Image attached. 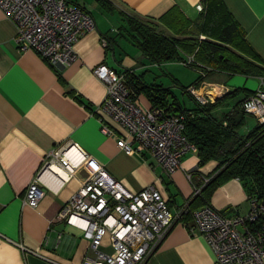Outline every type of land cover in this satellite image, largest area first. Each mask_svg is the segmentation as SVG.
I'll use <instances>...</instances> for the list:
<instances>
[{
  "label": "crops",
  "instance_id": "0c3cea01",
  "mask_svg": "<svg viewBox=\"0 0 264 264\" xmlns=\"http://www.w3.org/2000/svg\"><path fill=\"white\" fill-rule=\"evenodd\" d=\"M69 1L93 16L96 29L81 36L75 44L76 59L59 70L36 51L20 49L17 26L0 7V264H82L90 252V240L81 228L58 220L57 215L88 177L101 168L133 192L156 185L173 213L190 204L145 264H216L207 238L193 234L188 227L194 223L193 211L204 206L200 197H193L195 184L206 183L217 161L201 166L197 153L189 152L183 157L182 168L167 174L149 153H126L117 145L118 134L105 135L101 130L97 109L106 87L93 72L98 65L106 64L138 76L140 67L147 68L146 60L162 65L152 63L135 42L131 18L150 19L174 34L158 20L166 15L173 18L174 11L197 20L201 15L197 5L202 0ZM224 1L245 30L258 63L264 65V0ZM261 81L260 76L217 71L205 78L201 89L207 93L214 86L226 88L211 102L235 90L238 92L232 95L241 97V101ZM139 99L144 107H152L146 95L139 93ZM179 101L189 108L196 106L186 99ZM68 142L77 143L88 158L62 185L47 178L51 186L44 185L39 205H26L28 187L44 166L46 155ZM248 195L242 180L230 178L212 192L209 201L226 216L234 217L250 210Z\"/></svg>",
  "mask_w": 264,
  "mask_h": 264
},
{
  "label": "built area",
  "instance_id": "2783aa9c",
  "mask_svg": "<svg viewBox=\"0 0 264 264\" xmlns=\"http://www.w3.org/2000/svg\"><path fill=\"white\" fill-rule=\"evenodd\" d=\"M0 7L17 26L20 49L36 51L57 70L76 59V42L96 29L93 16L69 0H0ZM197 8L202 11L204 6L199 3ZM192 60L190 57L188 63ZM93 72L106 87L97 109L102 132L118 134L117 145L128 154L149 153L167 174L182 168L183 157L197 151L184 133V115L169 116L162 108L144 107L124 72L106 64L98 65ZM205 83L187 88L202 105L227 91L214 86L205 93L201 89ZM241 107L264 123L263 78ZM87 158L86 151L74 142L52 149L28 187L25 204L37 207L44 196V185L51 186L47 178L62 185L75 176ZM200 190L195 188V194ZM248 199L250 210L244 215L228 217L212 204L192 213L194 223L188 228L207 238L216 264H264V200L256 196ZM183 210L187 208L171 212L168 199L156 185L133 192L101 168L65 202L57 219L81 228L90 240V252L82 264H145L180 220Z\"/></svg>",
  "mask_w": 264,
  "mask_h": 264
},
{
  "label": "trees",
  "instance_id": "16d2710c",
  "mask_svg": "<svg viewBox=\"0 0 264 264\" xmlns=\"http://www.w3.org/2000/svg\"><path fill=\"white\" fill-rule=\"evenodd\" d=\"M201 3L204 9L197 20L186 17L180 11H174L173 18L166 15L158 20L174 34L160 29L150 19L131 18L134 40L147 58L157 64L181 61L197 69L199 75L193 83L197 86L217 71L240 72L264 79V65L253 60L258 55L225 1L202 0ZM190 57L193 60L188 63ZM123 72L133 92L138 97L139 93H144L152 102V107L162 108L165 115H184V133L196 145L201 166L211 160L217 161L215 171L209 175L211 178L204 185L195 184L201 190L193 197H200L204 205L210 204L209 197L219 185L230 178H239L248 189V197L256 196L264 200V123L258 121L247 134L240 133L239 129L245 123L246 112L241 107L244 98L222 119L213 114V109L228 97H233L237 90L202 105L187 91L190 85L183 86L196 104L194 108H189L174 93L171 99L169 88H164L162 84L144 85L139 75L129 70Z\"/></svg>",
  "mask_w": 264,
  "mask_h": 264
},
{
  "label": "rangeland",
  "instance_id": "374dc122",
  "mask_svg": "<svg viewBox=\"0 0 264 264\" xmlns=\"http://www.w3.org/2000/svg\"><path fill=\"white\" fill-rule=\"evenodd\" d=\"M129 46L135 48L131 44ZM127 50L128 52H130L128 48ZM130 54L133 53L130 52ZM253 60L258 62L256 58H254ZM144 63L147 68L143 66L140 67L138 71V75L141 77V80L143 82L142 84L151 86L155 84H162L164 88H169L168 90H170L169 94L171 96V99L174 98L175 94V96H177L181 100L186 99L188 104L190 102L195 103L191 96L183 90V86H188L189 84L194 82L195 79H197L199 75V71L197 69L185 65L181 61L168 62L162 65L149 64L148 60L144 61ZM249 81H254V79L249 78ZM142 95L145 94L142 93ZM240 98L241 97H236V95L231 98L228 97L227 99L219 103L215 107V109H213V114L218 119H222L226 113L230 112L236 106ZM257 123L258 119L256 116L250 113H246L245 123L239 129L240 133L247 134L253 127L257 125Z\"/></svg>",
  "mask_w": 264,
  "mask_h": 264
}]
</instances>
